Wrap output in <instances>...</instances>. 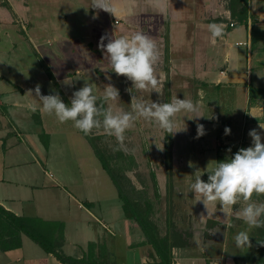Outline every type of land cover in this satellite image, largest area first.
<instances>
[{
  "label": "rangeland",
  "instance_id": "1",
  "mask_svg": "<svg viewBox=\"0 0 264 264\" xmlns=\"http://www.w3.org/2000/svg\"><path fill=\"white\" fill-rule=\"evenodd\" d=\"M126 1L131 4L130 12L126 17L118 18L93 9L92 0H0V9L10 14L0 18V75L27 93L37 84L41 86L42 95L58 92L68 106L72 93L85 82L98 97L97 104L104 103V87L111 83L120 95L116 100L104 103L105 108L110 106L114 111H131V94L126 89L132 87V82L111 71L109 58L98 48V43L106 33L116 38L142 32L157 45L159 59L154 70L160 85L159 93L151 88L136 91L137 98L145 102H170L176 96L182 99L185 90L178 87L181 82L178 84L179 81L170 80L167 76L166 19L150 7L151 0L140 6L139 11H135L136 0ZM12 8L15 15L10 11ZM50 70L54 72L56 82L49 78ZM109 76L110 80L107 79ZM65 80L72 82L71 85L63 83ZM28 94L29 100L37 105L30 112L29 121L18 124L12 118L14 124L9 126L4 115H0V125L10 135L6 141L5 162L9 164L12 154H17L19 165L15 172L27 173L29 177L21 179L30 181L39 190L38 195L33 196V205L23 207L29 218L22 219V223L34 230L33 234L41 243L49 249L58 247L55 250L58 249V253L67 259H77L83 252L88 255L81 259L84 264H125L129 258H136L138 254L132 253L134 250L128 248L125 253V239L118 232L125 219L124 205L118 197L120 190L139 216L145 207L149 208L146 216L155 225L159 238H164L165 229L169 227L168 245L181 247L182 234L176 231V225L185 221L186 216L180 208L182 194L180 190L173 191L172 186L181 187L182 177H178L175 171L190 167V163L183 162L181 148L172 151L171 134L142 118L137 120L132 128L126 130L124 149L121 150L133 157L136 168L123 175L111 166L108 171H103L90 145L100 150L106 147L107 151L102 155L110 157L113 155L112 144L118 146L115 137L108 136L102 128L85 134L75 128L72 121L61 123L54 115L42 110L34 91ZM191 99L194 101L195 98ZM99 135L104 139H98L96 136ZM179 136H182V131H178L176 139ZM171 158L175 159L174 162ZM42 187L44 189H40ZM263 196L253 193L251 199L264 203ZM86 203H91V206ZM244 206L246 202L243 200L236 204L233 222L239 221L238 213ZM86 219L93 222L101 220L105 226V231L99 229L100 236L104 238L106 247H112L105 257L102 256V244L87 248L86 241L91 238H85ZM240 222L243 223L241 231L255 230L256 234H261L247 253L250 259L245 257L244 260L264 264V246L257 243L264 241V228L249 229L243 220ZM129 224L135 222L130 220ZM95 225L99 227L97 223ZM90 232L94 235L92 229ZM19 235L17 242H8L7 246L15 248L16 244L19 245ZM22 235L25 237L21 249L23 256L16 264H24L32 251H40L36 244ZM63 236L67 241L62 240ZM159 244L162 249L167 246L164 241ZM133 247L137 245L130 248ZM0 248L5 249L4 245ZM146 250L153 257L149 248ZM252 251L256 255L251 258L249 254L252 255Z\"/></svg>",
  "mask_w": 264,
  "mask_h": 264
},
{
  "label": "crops",
  "instance_id": "2",
  "mask_svg": "<svg viewBox=\"0 0 264 264\" xmlns=\"http://www.w3.org/2000/svg\"><path fill=\"white\" fill-rule=\"evenodd\" d=\"M150 2V7L166 19L168 79L179 81L178 84L181 82L178 87L185 90L182 99L192 100L193 97V102L199 105V110L195 113L181 112L174 117L176 128L179 129L178 126L182 124L181 129L185 127L186 131L182 130V136L178 139V132L171 134L172 151L176 152L175 149L181 148L183 162H191L192 166L175 171L178 177H182V183L180 188L179 185L172 186V190H180L182 194L180 208L183 209L186 220L176 225V231L182 234L183 244L181 247L171 246L170 264H252L249 260L248 263L244 260L245 257L248 258L247 253L251 247L238 248L234 240L235 235L241 231L240 225H243L240 218H237V223L232 221V218H235L236 205L232 207L230 216L233 227L226 229L225 224L229 217L224 215L219 204L209 205L215 213L208 216L204 204L196 202L195 194L190 192V185L194 183L197 174L202 175L201 178L206 182L207 167H215L218 161L234 155L240 148L251 146V137L248 135L251 129L256 128L261 132L264 143V130L258 127L259 123H262V101L257 92L264 89V0ZM114 4L118 8V18L126 17L130 12L129 1L117 0ZM146 4L148 0H136L135 11H139V7ZM10 11L15 15L13 8ZM4 16L9 17V12L0 9V18ZM211 23L223 25L222 37H212L208 31V25ZM50 73L49 78L56 82L54 72L50 70ZM27 95L29 94L25 89L10 83L0 75V115H4L7 125L14 124L12 118L18 124L29 121L30 112L34 111L37 105L33 104ZM197 123L205 127L206 134L200 138H196ZM226 126L231 129L229 135L224 134ZM8 136L9 133L0 125V208L22 221L29 218L23 207L33 205V196L38 195L39 190H36V185L30 181L21 179L29 177L27 173L15 172L19 165L17 154H12L9 164L5 162ZM229 148L231 152L227 151ZM174 160L171 158V161ZM86 204L91 206V203ZM202 215L204 217H201ZM100 221L85 220V238L92 239L86 241V246L90 248L93 244H102V256L105 257L112 251V247H106L104 238L100 236L99 229L105 231V226ZM129 221L125 218L118 232L125 239V253L129 248L134 250L132 253L138 255L136 258H129L130 261L125 264L154 263L156 260L153 261V258L156 256L153 250L145 244L144 236L137 225H130ZM0 222L6 225V228L0 231V247H5L0 248V264L19 263L20 257L23 256L21 249L25 237L19 235V245L16 249L10 244L8 247V233L13 229L5 222V218L0 217ZM168 225L169 223L167 227ZM89 229H92L94 235H91ZM40 232L45 236L42 230ZM163 235L165 239L170 238L169 227ZM249 235L253 243L261 234H256L253 230L249 231ZM196 239L201 241L199 246L195 243ZM62 240L67 241V238L63 236ZM133 245L137 247L130 248ZM147 247L153 257L148 255ZM38 248L41 252L29 253L24 264H60L51 254H46ZM57 250L54 252L60 255ZM251 253V258L256 255L254 251ZM87 256L82 252L73 260L78 261Z\"/></svg>",
  "mask_w": 264,
  "mask_h": 264
},
{
  "label": "clouds",
  "instance_id": "3",
  "mask_svg": "<svg viewBox=\"0 0 264 264\" xmlns=\"http://www.w3.org/2000/svg\"><path fill=\"white\" fill-rule=\"evenodd\" d=\"M91 7L114 16L118 11L113 0H92ZM208 31L215 39L223 36L224 27L211 23L208 25ZM98 48L107 54L111 71L132 82V87L126 89L131 94V111H114L110 106L105 108L104 103L116 100L120 95L119 90L111 83L105 85L102 96L104 103L98 105V97L93 94V88L85 82L80 89L72 93L70 106L62 101L58 92L42 95L41 86L37 84L34 90H29L28 93L33 94L34 91L44 112L54 115L61 123L72 121L74 127L85 134L102 128L108 136L115 137L118 143L115 149L117 151L124 149L126 130L132 128L141 118L155 124L167 134L174 135L178 131H186L185 127L176 128L174 117L181 112H197V103L188 98L179 99L177 96L173 97L171 102H145L135 94L136 91L149 88L159 93L157 89L160 81L154 70L159 56L157 45L152 38L142 32L116 38L106 33L100 37ZM107 79L110 80L111 77ZM63 83L71 85L72 82L65 80ZM258 127L264 130V123H259ZM196 130V138L206 134L203 124L197 123ZM230 133L231 129L226 126L224 134ZM248 135L251 137V146L240 148L234 155L218 161L215 167H207L206 182L201 178L202 175L197 174L194 183L190 185V192L195 194L196 202L204 204L208 216L215 213L209 205L219 204L224 215L229 217L225 224L226 229L233 227L230 219L232 207L240 200L246 202V206L239 211L238 218L242 219L249 229L264 228V203L253 202L251 199L253 193L264 194V143L261 132L256 128L251 129ZM227 151L231 152V148ZM189 166H192L191 162ZM234 240L238 248L252 247L247 230L238 232ZM200 242L199 239L195 240L197 246ZM257 243L264 246V241Z\"/></svg>",
  "mask_w": 264,
  "mask_h": 264
},
{
  "label": "trees",
  "instance_id": "4",
  "mask_svg": "<svg viewBox=\"0 0 264 264\" xmlns=\"http://www.w3.org/2000/svg\"><path fill=\"white\" fill-rule=\"evenodd\" d=\"M259 94V98L262 101V118L260 119V122L264 123V89L258 90L257 91ZM82 134V133H80ZM98 139H104L103 136H96ZM89 141V140H88ZM91 146L92 152L94 157L97 159V161L100 164V167L103 171H108V167H114L117 172L121 173L123 175L124 173L131 172L136 168V164L133 160V157L129 154H124L121 152V150L117 151L115 150L118 146L113 143L112 144V152L113 155L110 157H103L102 153L106 152L107 148L102 147L101 150L94 148ZM46 147V145H45ZM111 155V154H110ZM118 197L122 201V204L124 205L122 207L124 217L126 219L133 220L137 227L140 229L141 233L144 236L145 239V244L150 246L151 249L154 252V255L156 256V261L151 264H170V249L171 245L169 246V239L168 238H159L157 234V229L154 224H152V221H149L146 215L147 212L149 211L148 207H145V211L143 212L142 215L139 216L134 210V208L129 204V202L126 200V197L122 194V192L119 190L118 191ZM264 200V196L261 198ZM88 207L90 204H86ZM0 217L5 218V222L12 227L13 231H9V240L8 242H17L18 241V235L24 234L27 236L34 244H36L38 247H40L46 254H51L60 264H84L81 262V260L75 261L73 259H67L61 256V254H56L54 251L58 247H52L49 249L46 247L44 244L41 243L39 238L33 234L32 231H34L32 228H30L26 223L23 224L22 221L17 218H14L10 214L4 212L0 208ZM149 221V222H147ZM33 224L35 225L36 223L33 221ZM33 225V226H34ZM6 228V225L0 222V231ZM12 235V236H11ZM165 242L166 247L165 249H162L160 247V242ZM17 247V244L15 245Z\"/></svg>",
  "mask_w": 264,
  "mask_h": 264
},
{
  "label": "built area",
  "instance_id": "5",
  "mask_svg": "<svg viewBox=\"0 0 264 264\" xmlns=\"http://www.w3.org/2000/svg\"><path fill=\"white\" fill-rule=\"evenodd\" d=\"M229 26L231 27L232 25L229 24Z\"/></svg>",
  "mask_w": 264,
  "mask_h": 264
}]
</instances>
